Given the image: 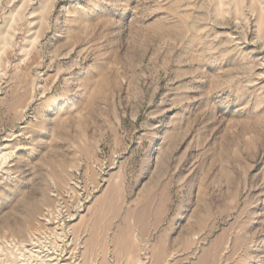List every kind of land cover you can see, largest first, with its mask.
<instances>
[{
    "label": "rangeland",
    "instance_id": "rangeland-1",
    "mask_svg": "<svg viewBox=\"0 0 264 264\" xmlns=\"http://www.w3.org/2000/svg\"><path fill=\"white\" fill-rule=\"evenodd\" d=\"M0 264H264V0H0Z\"/></svg>",
    "mask_w": 264,
    "mask_h": 264
}]
</instances>
